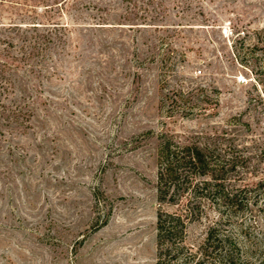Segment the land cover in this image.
I'll use <instances>...</instances> for the list:
<instances>
[{"label": "rangeland", "instance_id": "rangeland-1", "mask_svg": "<svg viewBox=\"0 0 264 264\" xmlns=\"http://www.w3.org/2000/svg\"><path fill=\"white\" fill-rule=\"evenodd\" d=\"M161 136L232 165L185 246L264 264V0H0V264H158Z\"/></svg>", "mask_w": 264, "mask_h": 264}, {"label": "trees", "instance_id": "trees-1", "mask_svg": "<svg viewBox=\"0 0 264 264\" xmlns=\"http://www.w3.org/2000/svg\"><path fill=\"white\" fill-rule=\"evenodd\" d=\"M232 165L215 147L197 144L181 145L161 136L157 147L156 249L158 264H242L236 245L220 238L215 226L206 233L202 251L192 253L185 246L187 224L194 209L199 213L198 199H205L225 209L232 206L235 195L224 184ZM178 213H168L161 205H179ZM195 206H191L193 202Z\"/></svg>", "mask_w": 264, "mask_h": 264}]
</instances>
